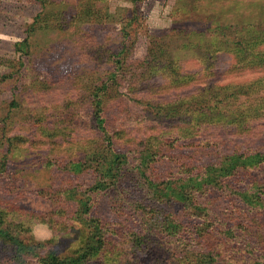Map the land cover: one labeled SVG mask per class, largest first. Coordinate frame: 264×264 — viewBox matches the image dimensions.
<instances>
[{"label":"rangeland","instance_id":"374dc122","mask_svg":"<svg viewBox=\"0 0 264 264\" xmlns=\"http://www.w3.org/2000/svg\"><path fill=\"white\" fill-rule=\"evenodd\" d=\"M217 23L228 27L217 32ZM229 28L235 36L230 37ZM29 36V46L23 43L18 50L17 43ZM161 43L179 57L185 51L194 53L196 60L204 55L208 58V48L218 44L237 47L239 60L260 62L264 68V56H259L263 50L259 45L264 44V0H0V156L6 154L7 160L0 171V209L12 222L10 230L16 236L25 241L52 239L47 249L58 244L61 255L70 252L66 230L61 226L53 229L37 215L53 216L60 205L73 204L71 188L91 178V174L72 173L66 162L81 155L82 141L94 137V88L117 71L118 61L120 81L105 97L110 135L124 130L117 143L126 150V135L133 129L143 136L140 128L151 125L148 106L166 104L165 99L136 103L130 85H138L136 89L160 83L164 92L167 76H157L146 65L153 57L152 49ZM183 43L191 44L192 50L183 49ZM194 47L199 48L198 53ZM228 52L218 51L215 64L209 69L205 64V73L233 69L235 57ZM186 57L193 60L191 54ZM181 62L185 70L203 66ZM122 71L129 81L121 77ZM221 76H225L223 84L232 81L234 85L226 90L213 85L220 94L219 102L208 98V104L219 111L213 115L208 111L212 119L204 139L196 145L199 149L192 152L183 137L179 141L182 150L202 160L210 158L213 147L206 145L212 141L222 148L224 142L230 141L229 147L238 140L244 141L241 146L264 149V70L217 75ZM206 79L199 83L205 84ZM242 89L237 97H226ZM14 100L17 106L12 105ZM239 112L244 114L239 127L229 126ZM215 120L226 125L212 124ZM246 122L248 129H240ZM166 127L172 129L170 124ZM9 138H16L13 145ZM101 211L105 219L113 218L108 197L102 199ZM261 218L263 224H256L260 227L257 236L264 234V216ZM236 253L239 263L249 262L244 248H237ZM13 255L11 244L0 240V264H18Z\"/></svg>","mask_w":264,"mask_h":264},{"label":"trees","instance_id":"16d2710c","mask_svg":"<svg viewBox=\"0 0 264 264\" xmlns=\"http://www.w3.org/2000/svg\"><path fill=\"white\" fill-rule=\"evenodd\" d=\"M227 27L217 23L216 30ZM229 33L230 37L235 36L234 29L229 28ZM29 38L17 43V49L23 43L29 46ZM186 47L192 50L191 44L183 43L182 48ZM259 48L263 49L259 56H264V44ZM193 50L198 53L199 48ZM218 51H229L235 57L233 69L206 74V67L215 64ZM151 52L153 57L148 61L152 63L146 60V65L152 66L157 76H167L166 89L160 91V83L136 89L138 85L132 84L130 91L136 103H144V99L161 101L162 97L166 104H150L147 111L152 114L151 125L140 128L143 136L134 134L137 130L132 129L123 139L127 140L126 150L119 147L117 139L123 138L124 130L111 131L110 135L105 115V97L120 81L118 61L117 71L94 88L91 101L94 137L82 141L81 155L66 162L72 173L91 174V178L71 188L73 204L60 205L61 210L53 216L37 215L53 229L61 226L66 230L64 236L68 237L66 244L70 252L61 255L58 244L47 249L52 239L25 241L16 236L10 230L12 222L0 209V240L11 244L12 258L18 264H105L106 261L110 264H264V234L257 236L260 227L256 225L263 224L264 216V149L241 146L244 141L238 140L229 147L230 141L224 142L222 148L220 143L212 141L206 145L213 147L210 158L202 160L179 146L183 137L191 146L190 151L199 149L196 145L204 139L212 119V116L208 118V111L212 115L219 111L208 104V98L219 102L220 94L213 85L222 90L234 85L232 81L223 84L225 76L219 79L218 74L244 75L263 72L264 68L260 62L239 60L237 47L222 44L208 48V58L199 56L201 60L187 51L183 57L176 56L166 43ZM190 54L195 64L203 66L183 69L181 61L192 63L186 57ZM248 67L253 69L248 71ZM121 77L130 80L123 71ZM204 77L206 83H199ZM242 92L243 89L231 91L226 97H237ZM164 93L168 94L164 96ZM12 105L17 106V101ZM235 115L228 125L239 127L244 114ZM212 124L223 122L215 120ZM248 126L247 123L240 129L246 130ZM14 139H8L10 145ZM5 159L6 154L0 156V171L6 166ZM104 197L111 200L113 218L105 219L101 211ZM241 247L246 251L248 263H239L235 258L237 248Z\"/></svg>","mask_w":264,"mask_h":264}]
</instances>
